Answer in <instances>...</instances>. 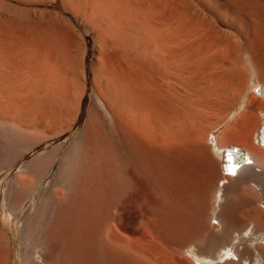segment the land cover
Instances as JSON below:
<instances>
[{"label": "bare ground", "instance_id": "bare-ground-1", "mask_svg": "<svg viewBox=\"0 0 264 264\" xmlns=\"http://www.w3.org/2000/svg\"><path fill=\"white\" fill-rule=\"evenodd\" d=\"M55 1L0 0L4 164L69 131L83 104L80 29L63 12L14 5ZM61 3L101 41L92 62L100 104L28 216L15 264H264V0ZM242 57L256 82L239 71ZM253 111L263 112L254 128ZM230 118L221 136L258 146L221 136L208 145L209 132ZM61 147L27 172L43 178ZM79 148L83 158L71 160ZM15 183L0 196L5 219L22 207L20 188L32 196L38 184L21 175ZM229 186L236 198L225 196ZM6 232L1 225L0 264H10Z\"/></svg>", "mask_w": 264, "mask_h": 264}, {"label": "rangeland", "instance_id": "rangeland-1", "mask_svg": "<svg viewBox=\"0 0 264 264\" xmlns=\"http://www.w3.org/2000/svg\"><path fill=\"white\" fill-rule=\"evenodd\" d=\"M6 1V0H5ZM9 2V1H8ZM196 2L193 3H189V7H193V5L195 6ZM10 4H14L13 2H10ZM17 7H21L25 9H29V10H44L46 8L50 9V10H55L57 12H60L62 14L65 15L66 18L69 19H73V23L80 29V34L82 35L83 39L85 40V45H86V65H85V73H86V85H85V90H84V97H83V101L80 106L79 109V114L78 117L75 121V123L73 124L72 128L65 132L64 134H62L60 137L56 138L55 140H49L48 142H42L40 144H38L36 147H34L31 150L26 151L23 155L19 156L16 160H13L9 162V164L7 163H3L2 161L0 162V196H2L7 190H9L10 186H13L14 191H16V189H18L19 187L17 186V184L15 183V176L16 175H21L23 178L32 181V184L34 183H38L36 186V189L34 190L32 196H30L27 188L25 187H21V199L22 201V207L20 208V210L18 211L17 216H9L8 219H5L4 216L5 214L8 215V213H5L3 211L2 208H0V224L4 227V229L7 231L5 235H7L6 237L9 239L8 242L10 244V249H11V255L9 257V263H13L15 264L16 261H18V257L20 254V250L23 249L22 245L23 242H26L27 239L23 238V236L21 235L24 229V226L26 225L25 222L27 223V218L28 216L31 214L32 209L34 207V205L39 202L40 200V196L47 190L48 187L53 186L56 183L57 177L59 174V171L62 170L61 169V162L65 156V153L67 152V148H69L73 142L75 141L76 137L78 136V134L81 132V130L83 129L86 120H87V115H88V111L89 108L92 106V104L95 102L97 104H100V99L98 97V93L96 91L95 88V84H94V75H93V70H92V62H93V58L95 57V55L97 54V48L99 49L101 47V41L99 39V37H97V33L94 32L88 25L82 23V18L81 17H74L72 14L66 12L63 8V5L61 3V0H56L53 4H48V5H33V6H27V5H19L17 3L14 4ZM196 5H199L198 3H196ZM43 6V7H42ZM241 51V52H240ZM240 55L243 56V53H245L246 51V46L242 45L241 49H240ZM242 62L239 63L238 65V69L239 71H243V73L245 74V77H247L246 79L250 82V81H255V79L251 78V75L249 74V69L247 67V65H243V57L241 58ZM243 66V68H242ZM247 67V68H245ZM246 69V70H245ZM249 78V79H248ZM253 79V80H252ZM256 87H254L255 89ZM260 98H258V100H255V104L257 103L258 105L262 104V102L259 100ZM256 104V105H257ZM229 105V106H228ZM227 109L229 107V109L234 110V105L233 103H228L226 105ZM234 107V108H233ZM237 114V111H235V116ZM254 114V115H253ZM252 115L254 116V120L252 121V126L258 123V119L260 118V115H263V112L259 111V112H252ZM214 116V115H213ZM259 118H257V117ZM216 118V116H214ZM215 118L210 119L209 123L211 122V120H213V124L214 122H216L217 120ZM215 120V121H214ZM256 120V121H255ZM232 121V118H230L228 120L227 123L222 124L221 126H219L218 128L213 129L211 132H209L208 134V138L206 140L208 145H216V141L219 140L221 133H223V131L230 125ZM212 125V124H211ZM211 125H209V127H211ZM212 128V127H211ZM210 128V130H211ZM254 128V126L252 127ZM105 130V134L106 137L109 141V143H111L113 140V135L111 133V130L109 128L106 127ZM252 131V130H250ZM67 133V134H66ZM255 134V133H254ZM226 136V137H225ZM249 136H250V132H249ZM256 137V134L255 136ZM228 144L230 145H238V146H248V147H252V145L258 146L257 145V140H250L251 143L247 144V143H242L241 142V137L239 135L234 136V135H224L221 136V140L224 142V140H226ZM230 140H229V139ZM112 141H111V140ZM62 145L60 152L58 154V156L56 157V160L53 164H51V166L49 167L48 173L45 174L43 176V178L40 177H36L33 176L31 173L27 172L26 168L32 163L34 162L35 158H37L39 155L43 154L44 152L51 150L53 147L57 146V145ZM70 145V146H69ZM16 148H13V150L16 152L18 151ZM83 149H78V151L80 152H76V155L71 156V160L74 159V161L79 160L80 158H83V154L82 151ZM79 156V157H78ZM214 159L216 162L220 163V157L219 156H214ZM219 158V159H218ZM29 164V165H28ZM25 166V167H24ZM258 170V169H256ZM62 176V175H61ZM222 181L224 180H219L217 182L218 185L221 186ZM231 186L228 187L227 190V194L225 195L227 198H236L235 196H237L239 193L236 190H233L232 188H230ZM230 188V189H229ZM27 191V192H26ZM2 194V195H1ZM30 196V197H29ZM60 198H62V196H59ZM39 199V200H38ZM1 204V203H0ZM210 205H211V211H213L214 209H218V205L216 203L215 200V195L211 197L210 199ZM53 208L50 207L49 211H52ZM212 213V212H211ZM213 214V213H212ZM212 216V215H211ZM213 216L211 217V221L210 223L217 226V221L216 219H213ZM4 219V220H3ZM24 224V225H23ZM0 225V226H1Z\"/></svg>", "mask_w": 264, "mask_h": 264}]
</instances>
